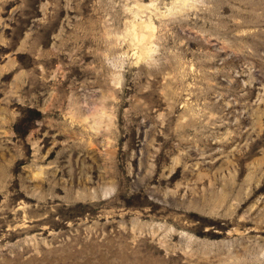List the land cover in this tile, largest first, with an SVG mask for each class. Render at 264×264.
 <instances>
[{"label":"rangeland","instance_id":"obj_1","mask_svg":"<svg viewBox=\"0 0 264 264\" xmlns=\"http://www.w3.org/2000/svg\"><path fill=\"white\" fill-rule=\"evenodd\" d=\"M0 264H264V0H0Z\"/></svg>","mask_w":264,"mask_h":264}]
</instances>
